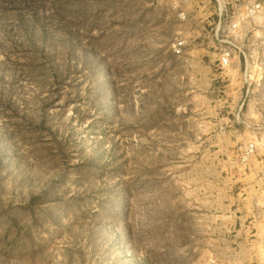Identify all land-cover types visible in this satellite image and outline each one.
<instances>
[{
    "label": "rangeland",
    "instance_id": "1",
    "mask_svg": "<svg viewBox=\"0 0 264 264\" xmlns=\"http://www.w3.org/2000/svg\"><path fill=\"white\" fill-rule=\"evenodd\" d=\"M216 8L0 0V264H264V18Z\"/></svg>",
    "mask_w": 264,
    "mask_h": 264
},
{
    "label": "built area",
    "instance_id": "2",
    "mask_svg": "<svg viewBox=\"0 0 264 264\" xmlns=\"http://www.w3.org/2000/svg\"><path fill=\"white\" fill-rule=\"evenodd\" d=\"M215 2L217 4L216 9H218L216 13L217 20L214 26L215 30L220 31V37L228 35L229 32L233 34V39L226 36L227 39H219L218 41L220 42L226 40L230 45H234L236 42L234 37L240 32L244 24L248 22L246 28H250L256 26V18H264V0H215ZM229 11L231 15H229ZM179 45L180 43L177 44V46ZM179 50L180 48L177 47L175 51L179 52ZM232 51L230 47L223 49L219 57L221 65H228L232 57ZM249 148H253V144H250Z\"/></svg>",
    "mask_w": 264,
    "mask_h": 264
}]
</instances>
